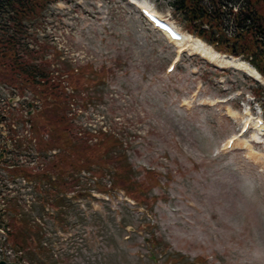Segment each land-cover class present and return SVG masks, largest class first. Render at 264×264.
I'll return each instance as SVG.
<instances>
[{
    "label": "rangeland",
    "instance_id": "obj_1",
    "mask_svg": "<svg viewBox=\"0 0 264 264\" xmlns=\"http://www.w3.org/2000/svg\"><path fill=\"white\" fill-rule=\"evenodd\" d=\"M171 2L59 0L30 23L25 42L56 48L60 60L101 71L81 82L86 85L72 104L71 120L77 130L102 129L119 138L138 195L96 186L112 182V164L100 148L93 163L108 164L107 174L75 173L79 182L66 196L60 193L65 199L57 205L47 181L52 156L35 148L34 108L28 113V102L39 109L43 100L28 88L16 97V89L0 82V113L7 115L0 118V199L8 201L0 224L11 222V202L19 201L41 230L29 232L45 249L34 251L37 260L264 264V141L251 142L257 159L248 148L226 144L235 134L250 139L255 130L243 132L244 125L264 119V93L256 92L264 78L181 49L141 13L147 5L191 33ZM225 29L235 31L229 15ZM23 258L0 229V260L27 264Z\"/></svg>",
    "mask_w": 264,
    "mask_h": 264
},
{
    "label": "trees",
    "instance_id": "obj_2",
    "mask_svg": "<svg viewBox=\"0 0 264 264\" xmlns=\"http://www.w3.org/2000/svg\"><path fill=\"white\" fill-rule=\"evenodd\" d=\"M57 1L0 0V82L15 88L19 95L28 88L43 100V107L36 108L33 115L35 148L48 155L50 150L60 147L58 152L50 154L47 177L54 201L59 202L57 205H61L73 184L79 182V176L73 177L75 173L89 170L97 178L107 174L108 164L96 166L93 163L97 161L93 151L100 148L105 149L102 159L106 158L112 164V182L110 186L96 182V186L105 192L121 188L127 195L138 198L137 189L132 187L136 182L133 168L118 148L121 145L119 138L102 129L96 132L77 130L71 120L72 104L86 85L81 82L102 75L101 71L89 63L73 65L60 60L62 52L56 48L49 52L48 46L25 42L31 30L30 23ZM171 5L182 15L192 34L219 52L242 56L264 77V0H172ZM228 15L235 25L232 34L225 29ZM258 85L256 92L260 95L264 93V87ZM46 132L47 138L44 137ZM7 202L0 199V216ZM10 208L11 222L4 226L0 224V229L18 252L27 255L23 258L27 264H46L45 260H37L34 253L43 251L41 239L38 243L29 234L34 228L37 235L41 230L20 211L19 201L11 202Z\"/></svg>",
    "mask_w": 264,
    "mask_h": 264
},
{
    "label": "bare ground",
    "instance_id": "obj_3",
    "mask_svg": "<svg viewBox=\"0 0 264 264\" xmlns=\"http://www.w3.org/2000/svg\"><path fill=\"white\" fill-rule=\"evenodd\" d=\"M142 7L149 8L147 5H142ZM170 41L175 44H178L181 47V49L191 50L195 53H198L210 59L211 61L215 62L219 66H234V67L242 68L248 74L262 80V76L260 75V73L246 61L242 60L241 58L234 57V56L224 55L218 52L217 50H215L211 45L206 43L201 38L194 36L190 33L182 32L181 40L179 41L170 40ZM232 141H233L232 146L248 148L249 150L248 153L250 154V156L256 157L257 159V157L259 156V153H254L252 151L253 148H252L251 142L252 141H256V142L264 141V134L261 128L259 129L255 128V132L251 135L250 139H247L242 134H235L232 137ZM228 142L226 144H228Z\"/></svg>",
    "mask_w": 264,
    "mask_h": 264
},
{
    "label": "water",
    "instance_id": "obj_4",
    "mask_svg": "<svg viewBox=\"0 0 264 264\" xmlns=\"http://www.w3.org/2000/svg\"><path fill=\"white\" fill-rule=\"evenodd\" d=\"M0 264H18L16 262H7L5 260H0Z\"/></svg>",
    "mask_w": 264,
    "mask_h": 264
}]
</instances>
